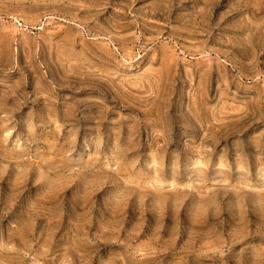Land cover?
<instances>
[{"label":"rangeland","instance_id":"374dc122","mask_svg":"<svg viewBox=\"0 0 264 264\" xmlns=\"http://www.w3.org/2000/svg\"><path fill=\"white\" fill-rule=\"evenodd\" d=\"M0 264H264V0H0Z\"/></svg>","mask_w":264,"mask_h":264}]
</instances>
